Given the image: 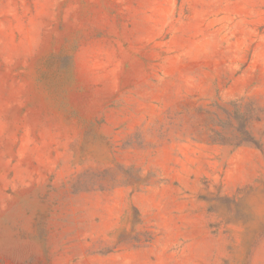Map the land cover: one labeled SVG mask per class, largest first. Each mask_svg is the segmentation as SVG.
<instances>
[{
    "label": "rangeland",
    "instance_id": "rangeland-1",
    "mask_svg": "<svg viewBox=\"0 0 264 264\" xmlns=\"http://www.w3.org/2000/svg\"><path fill=\"white\" fill-rule=\"evenodd\" d=\"M0 264H264V0H0Z\"/></svg>",
    "mask_w": 264,
    "mask_h": 264
}]
</instances>
